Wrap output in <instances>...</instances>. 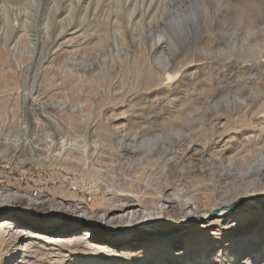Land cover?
<instances>
[{
  "label": "rangeland",
  "instance_id": "374dc122",
  "mask_svg": "<svg viewBox=\"0 0 264 264\" xmlns=\"http://www.w3.org/2000/svg\"><path fill=\"white\" fill-rule=\"evenodd\" d=\"M252 1L0 0V220L13 215L36 234L27 242L16 235L18 224L3 227L0 264L91 263L74 231L49 234L45 228L63 215L62 203L76 216H85L78 204L89 216L110 209L115 191L103 183L95 188L78 158L81 146L93 144L110 157L114 149L100 150L107 148L108 122L126 155L169 150L168 177L157 185L170 189L171 201L152 210L153 230L140 226L127 237L126 219L116 218L98 238L124 240L119 248L133 253L141 243L157 244L160 235L179 236L170 231L178 228L173 220L191 205H199L192 224L221 219L225 201H215L214 193L186 204L189 197L179 191L187 190L188 176L197 181L202 169L206 176L209 161L223 162L216 152L238 139V129L248 128L251 137L261 131L260 123L237 124L264 100V0ZM31 171L41 172L43 183L18 178ZM236 207L241 215L262 210L264 184ZM258 216L244 225L263 226ZM241 227L228 224L217 232L232 240ZM186 235L176 241L193 247L192 259L198 246ZM256 245L261 250L264 241ZM167 254L156 261L179 262Z\"/></svg>",
  "mask_w": 264,
  "mask_h": 264
},
{
  "label": "bare ground",
  "instance_id": "6f19581e",
  "mask_svg": "<svg viewBox=\"0 0 264 264\" xmlns=\"http://www.w3.org/2000/svg\"><path fill=\"white\" fill-rule=\"evenodd\" d=\"M251 2L253 1L251 0ZM6 52L9 53L8 50ZM2 60L0 56V62ZM4 65L6 64L4 63ZM3 72L7 73V69ZM246 112L250 116L246 118L238 117L237 124L245 127L247 125L250 126L251 122L260 123L262 125L261 131L258 133L253 132L251 137L248 128L238 129V139L232 140L230 142L231 145L227 142L228 146L226 148L216 152V156L219 158L217 160H222L223 162L216 166L214 160L209 161L207 164V175L205 176L203 173L204 169H202V174L197 176V181L192 180V176H188L187 190L179 191V193L189 197L186 204H190L191 201L193 202L199 196L204 195L207 190L214 193L215 201H225L226 210L220 216L221 219L206 221L204 224L199 225L192 224L191 219L193 214L199 211V205H191L186 213H181L177 219L173 220L178 228L170 231L180 232V235L185 233V235L187 234L186 236H191L189 240L198 246L197 248L194 247L193 250L194 253L198 254L196 257L188 258L193 247L190 248V245L186 246L180 241H176V239L181 237L180 235L177 237H163L160 235L157 244L141 243L139 244L141 249L138 248L133 253L127 249L122 251L119 248V244L124 240L117 243H109L110 241L107 242L98 238L101 235L103 236L104 230L114 226L113 223L116 218L126 219L125 235L127 237L131 234V231L140 226L147 230H153L154 228L150 223L152 210L157 208L162 201H171L165 193L170 189L158 188L157 185L159 180L168 177V166L171 160L169 150L157 151L156 149H148L147 151L150 153L126 155L128 152L122 153L115 145V137H118L115 134H118V130L114 126H110V122L106 124L108 139L107 145H105L107 148L106 150L100 149L104 151V154L114 149V151L109 153V160L104 158L103 154L97 152L96 144L90 146V148L95 146L92 149L88 145L81 146L78 156L80 160V163H78L83 165L84 174H93L92 179L95 181V188L98 187L99 183H103L105 184V189L115 191L109 198L110 209L99 216H89V211H87L86 207L78 204L82 215L85 216H76L66 204L62 203L60 209L63 211V215L49 220L45 231L49 234L74 231V234H76L75 238L80 242L82 250L90 255V257L86 256L89 263L91 262L90 264H111L108 262L110 259L117 261L113 264H167L164 260L156 261L155 259V257L162 258V253L178 257L179 262L173 264H260L261 260L264 259V246L263 249L258 250L259 247L256 244L264 241V225L255 228L244 224L247 223V220L252 219L253 221L254 218L259 217L258 215L264 221V207L255 213L246 210L241 215L236 213V206L240 198H250L254 189L259 187L260 184H264V178L262 177L264 171V100L261 103H257L254 107H249V112ZM117 118V116L114 117V119ZM85 126L88 125L85 124ZM219 140L221 141L222 138H219ZM107 149L109 150L108 152ZM254 155H256V158ZM127 160H134L135 164H129ZM108 162H110V168L107 171L104 167ZM115 170H118V172H115ZM217 171L218 174L216 173ZM181 173L184 174V171L181 170ZM211 186L213 188L209 189ZM99 188L100 186L97 189ZM156 190L158 191L157 196L152 193ZM134 201H136V205L139 203V207H133ZM120 202H123V204H120ZM128 202H131L132 205L126 206ZM0 206H2V203H0ZM140 212L144 214V217L140 216ZM11 216L9 215L7 219L3 218L0 220V230L3 227L10 225L13 227L15 226L14 224H18L21 227H19L16 235L27 242H31L34 238L33 236L36 235L31 228L32 226L25 225L23 221H17L13 215ZM82 224L86 225V227L82 226L81 230H77L79 225ZM228 224L234 227L237 224L242 225L241 232L236 239L227 240L228 237L231 238L233 235L229 234L228 237L223 238L222 233L217 232ZM55 226L56 228H54ZM91 237L100 239V241L91 242L89 240ZM122 238L124 239L125 237ZM239 244L242 245L239 246ZM15 251L17 250L15 249ZM112 252L115 254H112ZM102 256L104 258L101 259Z\"/></svg>",
  "mask_w": 264,
  "mask_h": 264
},
{
  "label": "built area",
  "instance_id": "2783aa9c",
  "mask_svg": "<svg viewBox=\"0 0 264 264\" xmlns=\"http://www.w3.org/2000/svg\"><path fill=\"white\" fill-rule=\"evenodd\" d=\"M23 174L20 175L18 178H23L26 182V180L31 181V183H43L42 180H44V177L41 172H22ZM36 192V189L35 191Z\"/></svg>",
  "mask_w": 264,
  "mask_h": 264
},
{
  "label": "water",
  "instance_id": "95a60500",
  "mask_svg": "<svg viewBox=\"0 0 264 264\" xmlns=\"http://www.w3.org/2000/svg\"><path fill=\"white\" fill-rule=\"evenodd\" d=\"M3 211L5 212V209H3ZM3 211H2V212H3ZM6 212H8V213H9V212H11V211H6ZM10 214H11V213H10Z\"/></svg>",
  "mask_w": 264,
  "mask_h": 264
}]
</instances>
